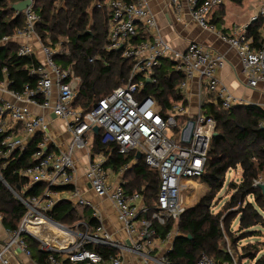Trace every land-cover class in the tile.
Returning a JSON list of instances; mask_svg holds the SVG:
<instances>
[{"label": "built area", "instance_id": "2783aa9c", "mask_svg": "<svg viewBox=\"0 0 264 264\" xmlns=\"http://www.w3.org/2000/svg\"><path fill=\"white\" fill-rule=\"evenodd\" d=\"M224 1L205 0L194 8L196 0H190L194 19L202 27L215 30L216 25L210 21V13ZM34 6L35 0H32V4L23 11L24 26L11 36L1 37L0 46L16 36L27 39L36 37L41 41L36 31L40 15ZM95 6L109 10L106 50L120 52L121 57L132 65L124 84L101 98L91 109L82 110L74 105L80 77L70 67L62 68L54 58L56 54L66 51L60 44L51 46L43 42L41 50L44 58L40 61L41 65L31 70L40 77L36 88L27 85L23 91L12 90L7 88L10 82L8 78L2 81L7 82L5 89L12 96V99L1 100L0 104L3 155L23 150L38 133L42 134L43 139L37 145V162L20 170L30 185H42L41 192L26 197L17 194L27 210L18 229L8 231L7 237L0 239V264H18V257H31V249L24 234L37 238L41 249L59 252V258L52 254L49 256L50 264H60L63 259L74 263L105 264L102 254L87 245L121 247L103 226L100 210L83 196L76 185L75 153L80 148L89 151V166L85 176L91 188L98 196L110 197L118 219L134 236L127 248L138 253L144 264H170L167 254L156 252L154 241L158 236L154 223L165 225L168 221L173 222L172 229L162 238L163 241H172L178 235V223L190 206V198L194 196V189L189 184L200 179L205 171L217 123L203 112L202 106L195 116H190L188 103L183 101L173 103L164 114L156 98L143 93L145 82H156L155 71L161 67L164 59H172L176 61L175 69L184 74L179 84L182 93L189 81L197 77L212 95L214 103L220 102L226 109L240 104L218 76V71L226 63L225 55L212 53L195 41L188 43L183 51L175 49L161 35L147 0H96ZM258 18L264 19V3L253 20ZM223 38L237 50L247 85L256 87L260 81H264V48L253 45L254 40L247 33V26H235ZM34 52V46L29 41L19 45L20 55H35ZM32 106L48 109L67 123L70 141L66 147H54L56 143L50 134L48 116L35 112ZM259 107L264 111V103L259 104ZM18 125L22 126L25 136L17 131ZM95 126L100 128L98 133L101 132L103 143L116 142L118 152L122 154L132 151L137 154L140 151L145 163L159 171V192L153 211L141 193L128 192L124 186L122 175L136 162V155L118 170L117 179H113L114 170L106 165L107 158L102 153L91 152L97 134ZM169 129L173 130L171 134ZM262 183V177L254 180L255 186ZM68 186L72 188H65ZM26 190L24 188L21 191ZM64 193L71 201L92 209L98 225L94 227L88 222H80L76 226H69L53 220L49 212ZM136 221H140V229L136 228ZM41 228L49 230L53 239H57L59 234L66 242L56 240L52 243L49 234L39 231ZM229 251L232 255L230 261H217L203 254L196 264H240L231 248ZM109 260L111 264H124L121 254L111 256Z\"/></svg>", "mask_w": 264, "mask_h": 264}, {"label": "trees", "instance_id": "16d2710c", "mask_svg": "<svg viewBox=\"0 0 264 264\" xmlns=\"http://www.w3.org/2000/svg\"><path fill=\"white\" fill-rule=\"evenodd\" d=\"M19 1L22 0H0V38L13 35L24 26V13L11 8L13 3ZM95 1L35 0L34 6L40 15L36 31L42 42L51 46L60 44L69 51L68 54H56L54 58L62 68L70 67L80 77L74 105L84 111L91 109L101 98L124 84L132 67L130 61L121 57L120 52L106 50L109 10L95 6ZM204 1L196 0L194 8ZM229 1L240 4L243 0ZM215 8L218 17H214L211 22L219 26L223 23L224 5ZM261 27L264 28L262 18L247 26V33L254 40L253 45L259 48L264 47ZM18 49L19 45L14 41L0 46V81L8 78V87L17 91H23L27 85L36 88L40 77L31 70L41 65V62L35 55H20ZM91 58L94 60L90 61ZM175 63L172 59H164L161 67L155 71L156 82H145L143 88L144 94H151L156 98L164 114L175 102L187 103L179 88L184 74L175 69ZM202 110L217 123L216 135L212 138L205 171L201 177L207 184V191L181 216L178 236L167 253L170 264H196L203 254H208L217 261H230L232 255L224 230H229L231 221L239 215V231L255 235V231L250 228L264 220V190L254 185L255 179H264V111L254 104H238L226 109L220 102L208 101L203 102ZM42 139V134L38 133L23 150H16L5 156L0 138V213L7 231L18 229L27 210L17 194L26 197L41 192L42 185H30L27 177L20 174V170L37 162V145ZM92 151L102 153L107 158L106 165L115 171L130 163L136 155L133 151L128 154L119 153L116 142L103 143L101 132L95 134ZM236 168L242 170V181L230 184L235 191L226 203L227 211L213 212V201L224 186L227 172ZM124 180L127 191L141 193L153 211L159 192V171L148 166L142 156L125 171ZM24 188L27 190L22 192ZM248 196H253L254 201H249ZM85 209L92 212L89 207ZM91 212L87 214V222L96 227L98 221ZM49 215L57 222L68 224L77 218V211L73 202L66 199L59 202ZM154 224L156 235L160 238H165L173 227L172 221L165 225L157 222ZM43 229L42 232L45 233L46 230ZM244 234L245 232L241 237ZM24 238L29 243L31 257L38 264H50L51 254L59 258V252L41 249L33 236L24 234ZM232 240L235 242L236 237H232ZM87 247L102 254L105 261L118 254V249L109 245L88 244ZM239 263L243 264L242 260ZM60 264L84 263L63 259ZM256 264H264V259H258Z\"/></svg>", "mask_w": 264, "mask_h": 264}, {"label": "crops", "instance_id": "0c3cea01", "mask_svg": "<svg viewBox=\"0 0 264 264\" xmlns=\"http://www.w3.org/2000/svg\"><path fill=\"white\" fill-rule=\"evenodd\" d=\"M147 2L151 12L153 13L161 35L175 49L183 51L186 49L188 43L195 41L202 44L208 51L212 53L224 54L226 57V63L218 71V76L222 83L229 89L231 94L240 101V104H254L259 106V104L264 103V81H260L256 87H250L247 85L246 79L241 72L242 62L237 50L223 38V35H228L232 31L233 27L238 25L248 26L250 23L254 22L253 17L257 14L260 5L264 3V0H243L240 4L225 0L223 3V23H221L219 26L215 24V30L202 27L194 19L190 0H147ZM216 13L217 8H213L210 13V21H212L214 17H218ZM260 31L264 34L263 27L260 28ZM12 41L16 42L18 45L28 41L31 42V44L34 46L35 56L40 61L43 60L44 55L41 50L42 40L40 41L36 37L27 39L23 36H16L12 39ZM2 81H0V99H12L10 92L5 89V85H7L5 83L7 82L5 81L2 83ZM183 93L187 98L190 116L196 115L203 102H213L211 99L212 95L204 86L201 85V81L197 77L189 81L188 86L184 89ZM32 109L37 113L48 116L51 132L53 134L52 137L56 143L54 147H66L70 141V133L67 129V123L63 119L56 117L48 109L33 106ZM17 128L18 130H16L19 132V134L25 136L22 126L18 125ZM75 155L77 165L75 172L76 185L82 191L83 196L91 200L102 213L103 226L111 234L112 239L121 245V247L116 248L118 249V254L123 256L124 264H144L138 253H134L127 248V246H130V240L134 236L128 233L124 224L118 219L116 208L110 197L98 196L86 179L85 173L89 166V151L86 148H80L76 151ZM110 169L112 168L110 167ZM124 173L123 175L120 174L123 176V178ZM118 176V171L114 170L112 172V178L117 179ZM191 184H189V186H191L195 192V189L199 184L198 180L193 181ZM66 199L70 200L66 198L64 193L62 199L59 202H62ZM72 202L76 208L77 216H79L76 224L80 222H87V214H90L91 211L88 209L86 211L85 206H83L82 210L80 211L78 208L79 204L75 203L74 201ZM135 226L137 229H140V221H136ZM7 233L8 231L0 219V239H5L7 237ZM174 239L172 241H163V239L158 236L154 241L156 252L158 254H167L172 248ZM109 259L105 261V264H111ZM18 260V264H38L33 258L20 256L18 257Z\"/></svg>", "mask_w": 264, "mask_h": 264}, {"label": "rangeland", "instance_id": "374dc122", "mask_svg": "<svg viewBox=\"0 0 264 264\" xmlns=\"http://www.w3.org/2000/svg\"><path fill=\"white\" fill-rule=\"evenodd\" d=\"M64 51L68 54V50L63 47ZM50 134L51 126H49ZM173 132L172 129H169V134ZM178 136V135H177ZM242 179V170L241 168L231 169L226 174L225 183L223 188L217 193L211 210L213 212H218L226 209V203L230 200L232 194L234 193V188L230 186L231 183H237ZM199 184L196 187V191L194 192V196L190 198L189 205H193L200 200V198L207 191V184L203 181V179H198ZM249 201H254L253 196H248ZM78 204V203H77ZM86 207V206H85ZM80 211L83 208V205H78ZM237 209V208H234ZM80 213V212H79ZM264 218V213H262ZM79 216L72 223H68L69 226H76ZM48 233V230L45 229ZM250 230L255 231V235L251 233H247L246 231H239V215H237L232 221L229 227V230H224L225 240L227 242L228 247L239 256V260H242L243 264H256L258 259H264V220L261 221L258 225H255L250 228ZM244 237H241L242 233H244ZM246 235V236H245ZM59 236V235H58ZM232 237H236V241L233 242ZM37 240V238H35ZM53 241V237L50 238V241ZM38 241V240H37ZM39 242V241H38ZM39 246L41 247V243L39 242ZM246 255V257L240 258V256ZM32 258V257H30Z\"/></svg>", "mask_w": 264, "mask_h": 264}, {"label": "water", "instance_id": "95a60500", "mask_svg": "<svg viewBox=\"0 0 264 264\" xmlns=\"http://www.w3.org/2000/svg\"><path fill=\"white\" fill-rule=\"evenodd\" d=\"M32 4V0H22L19 1L17 3H13L11 8L17 12H23L28 6H30ZM55 115V114H54ZM100 130V128L98 126L94 127V131L96 133H98ZM216 135V132L215 134ZM142 157V153L140 151L137 152L136 154V158L140 159ZM259 187H261L264 190V183H262L261 185H259ZM246 255H242V258H245Z\"/></svg>", "mask_w": 264, "mask_h": 264}, {"label": "bare ground", "instance_id": "6f19581e", "mask_svg": "<svg viewBox=\"0 0 264 264\" xmlns=\"http://www.w3.org/2000/svg\"><path fill=\"white\" fill-rule=\"evenodd\" d=\"M44 229L43 228H41V230H39V231H43ZM45 234H49V237L51 238L52 237V235H50V233H47V232H45ZM56 238L57 239H54L53 241L51 240V242L52 243H54V242H56V240H60L61 242H66V239L65 238H63V237H61V236H56Z\"/></svg>", "mask_w": 264, "mask_h": 264}]
</instances>
